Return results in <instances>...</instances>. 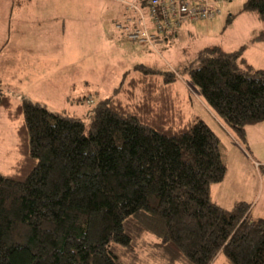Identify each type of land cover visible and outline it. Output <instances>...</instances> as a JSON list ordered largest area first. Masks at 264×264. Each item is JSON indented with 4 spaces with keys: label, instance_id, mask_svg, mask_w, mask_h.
<instances>
[{
    "label": "trees",
    "instance_id": "trees-1",
    "mask_svg": "<svg viewBox=\"0 0 264 264\" xmlns=\"http://www.w3.org/2000/svg\"><path fill=\"white\" fill-rule=\"evenodd\" d=\"M243 11L264 20V0H246ZM243 49L206 46L186 71L246 145L247 127L264 122V68ZM134 68L95 108L89 133L81 119L0 93V110L21 120L19 159L0 173V264H124L122 250L133 254L147 234L159 240L156 264H213L219 254L264 264V218L249 202L227 209L213 199L229 169L219 135L188 118L174 71Z\"/></svg>",
    "mask_w": 264,
    "mask_h": 264
},
{
    "label": "rangeland",
    "instance_id": "rangeland-1",
    "mask_svg": "<svg viewBox=\"0 0 264 264\" xmlns=\"http://www.w3.org/2000/svg\"><path fill=\"white\" fill-rule=\"evenodd\" d=\"M245 2L231 3V14L224 11L209 35L190 34L188 25L183 26L180 37L154 49L124 40L116 28L120 19L116 0H0V93L11 96L15 104L27 98L62 116L81 119L89 133L95 108L114 93L127 71L134 72L138 64L159 72L172 70L178 75L175 86L185 96L182 104L188 118L211 125L222 139L225 155L226 139L186 69L199 66L200 52L206 46L232 51L241 41L250 40L252 33L264 31V20L252 11H243ZM253 46L248 54L264 53V44ZM20 124L21 120H11L0 110V173H10L19 159ZM256 136L264 140V132ZM242 146L255 159L247 145ZM226 162L230 163L229 158ZM256 171L253 174L260 185L255 190L261 187L264 192V166ZM156 241V236L147 234L133 254L122 250L121 260L136 264L140 257L137 264H156ZM213 264L229 263L219 254Z\"/></svg>",
    "mask_w": 264,
    "mask_h": 264
},
{
    "label": "crops",
    "instance_id": "crops-1",
    "mask_svg": "<svg viewBox=\"0 0 264 264\" xmlns=\"http://www.w3.org/2000/svg\"><path fill=\"white\" fill-rule=\"evenodd\" d=\"M116 1L119 3L117 5V8H119L118 9L119 18L121 19L125 13V8H124V5L122 3L123 0H116ZM231 3H233V2H231ZM231 3L226 5L223 8L224 10H222V13L215 20H213L211 22H206V23L202 22V23H198V24H192V23L188 22V23L184 24L183 26L188 25L186 31H189L190 34H198L200 36L209 35V32L212 31L216 27V25L218 24V20L220 19V17H222L224 11H227L231 14V12H232V10H231L232 4ZM35 4H37V6H39V7H42L40 2H38V3L35 2ZM63 28H64V26H63ZM184 32L185 31H183V33ZM253 32H255V31H253ZM262 34H264V31H262V30H259V32L255 33L254 36L252 33L251 39L248 41H241L242 45L239 47V48H241V47L244 48L243 49V57L246 58L250 64H252L253 66H255L257 68H264V58H263L264 53H262V54L259 53V54L255 55V53L248 54V51L251 50L250 47H252L253 45H254L253 47H259V46L264 44V38L260 37ZM123 37H124V40L127 39L125 37V35ZM169 38H171V37H169ZM166 42L161 43V45L166 44ZM129 43H131V42H129ZM135 45H137V44H135ZM248 45H250V46L248 47ZM138 46H140V45H138ZM221 48L223 49V47H221ZM239 48L238 49L235 48L232 51L239 50ZM224 51L232 52L229 50H224ZM260 51H262V49ZM212 118L214 120L215 125L218 127L220 132L223 133L224 138L226 139V147H225V155L224 156L226 159L229 158V162H230L228 164L229 169H228V173H227L225 180L221 183L214 184L212 186L213 199L217 203H219L220 205H222L223 207H225L227 209H231L237 201L249 202L252 204L251 214H253V212H255V211L257 212L256 216H253V215L252 216L254 218H264V194H263L264 192H263V190L262 191L260 190L261 187L259 188V191L255 190V186L258 188L259 183L257 182V180L254 177V174L257 173L256 170H260V168L262 166H264V140H260V139L256 138L257 133L262 136V132H264V122H261L259 124H255V125H250L247 127V130H246V133L248 135L247 140H246V145L248 147V150H250V152H252L254 154L255 159H253L250 156V154L247 153L243 149L242 144L239 143L238 141H236L235 137L232 136L228 132V130L214 116V114H212ZM220 139H221V137H220ZM258 176H259V174H258ZM260 180H261V176H260ZM214 191L219 192V193L214 195L213 194Z\"/></svg>",
    "mask_w": 264,
    "mask_h": 264
},
{
    "label": "built area",
    "instance_id": "built-area-1",
    "mask_svg": "<svg viewBox=\"0 0 264 264\" xmlns=\"http://www.w3.org/2000/svg\"><path fill=\"white\" fill-rule=\"evenodd\" d=\"M234 1L238 0H123L125 13L116 28L130 42L156 48L165 33L179 32L188 22H211Z\"/></svg>",
    "mask_w": 264,
    "mask_h": 264
}]
</instances>
